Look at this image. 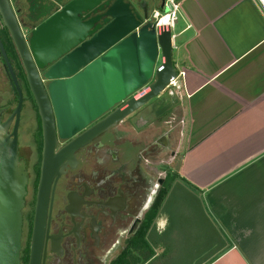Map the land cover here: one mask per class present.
Masks as SVG:
<instances>
[{
  "label": "water",
  "instance_id": "1",
  "mask_svg": "<svg viewBox=\"0 0 264 264\" xmlns=\"http://www.w3.org/2000/svg\"><path fill=\"white\" fill-rule=\"evenodd\" d=\"M0 18L42 118L43 179L58 138H75L65 149L73 153L151 106L179 74L173 30L157 27L137 0H0ZM0 53L19 99L5 123L0 110V264H21L28 184L18 154L24 95L1 36Z\"/></svg>",
  "mask_w": 264,
  "mask_h": 264
},
{
  "label": "crops",
  "instance_id": "2",
  "mask_svg": "<svg viewBox=\"0 0 264 264\" xmlns=\"http://www.w3.org/2000/svg\"><path fill=\"white\" fill-rule=\"evenodd\" d=\"M180 18L174 60L184 76L170 97L183 112L175 186L202 202L215 236L184 237L193 244L190 253L198 251L191 264H264V6L260 0H183ZM159 108L147 110L160 120ZM174 190L149 241L155 259L149 263L144 254L145 264L180 260L182 230L164 238Z\"/></svg>",
  "mask_w": 264,
  "mask_h": 264
},
{
  "label": "flooded vegetation",
  "instance_id": "3",
  "mask_svg": "<svg viewBox=\"0 0 264 264\" xmlns=\"http://www.w3.org/2000/svg\"><path fill=\"white\" fill-rule=\"evenodd\" d=\"M137 2L152 14L150 0ZM0 36L6 51L16 53L11 61L24 95L18 154L25 164L28 184L21 264H145L144 254L152 263L155 254L149 241L157 230L160 197L171 178V172L161 174L158 167L175 155L171 133L159 134L153 130V122L139 124L137 118L124 120L73 153L65 149L75 138H58L43 179L45 142L39 108L16 45L1 24ZM0 61L4 66L1 53ZM11 87L17 103L0 107L2 123L12 117L19 104ZM16 123L17 116L9 133L14 132ZM120 126L136 132L139 140L131 141L130 134L119 133ZM25 130L28 135L23 139Z\"/></svg>",
  "mask_w": 264,
  "mask_h": 264
},
{
  "label": "rangeland",
  "instance_id": "4",
  "mask_svg": "<svg viewBox=\"0 0 264 264\" xmlns=\"http://www.w3.org/2000/svg\"><path fill=\"white\" fill-rule=\"evenodd\" d=\"M153 4V9L159 8V2H155L153 0H150ZM3 25L2 21L0 23ZM176 29L174 30L176 34H179L182 30L183 22L179 16V19L176 24ZM185 35L179 36L178 43H181L184 41ZM177 51V50H176ZM181 79V78H180ZM142 94V92H141ZM169 92H166L161 98H158L154 100L153 104L151 106H148V108H145V110H142L132 117L128 118V121H135L137 118L142 117L147 122H157V117L149 114L147 109H154L156 110L157 107L161 110L160 113V120H158L160 123L159 125L161 128L158 131L159 134H163L165 132H170V141L173 142V147H171V150H175V153L177 154V146H178V138L180 137L179 127L182 128V111H180V108L177 109V111L174 110L175 102L173 103L172 99L170 98ZM17 103V97L11 87L10 81L8 79L7 73L4 69L3 62L0 61V107L7 106V105H15ZM180 103V101H179ZM173 107V110H172ZM178 107V106H177ZM171 111H169V110ZM147 111V112H144ZM174 112V113H173ZM179 113V115H178ZM24 114H26L24 112ZM179 118H181V121ZM146 122V123H147ZM153 127V126H152ZM154 129L156 128L153 127ZM180 128V129H181ZM120 129H124L123 131ZM126 129V130H125ZM129 130V129H128ZM127 128H124L122 126L119 127V133H126L130 134V140L132 139L139 140L138 136L136 135V132L134 131H128ZM178 130V131H177ZM177 131V132H176ZM26 134L28 135V130L24 131L23 139H26ZM127 134V135H128ZM129 137V136H128ZM132 138V139H131ZM127 150H130V147L127 146ZM171 152V151H170ZM168 152V154L170 153ZM175 156V155H174ZM172 156V159H170L168 162H162V164L158 167L159 173L166 175L167 172H171V178L168 183V193L165 195L163 200L161 201L160 206L164 203L166 199L169 197V193L172 192V189H175L173 194L169 198V211H168V220H170L171 228L169 231L164 235V238L170 239L172 236V233H174L175 229L179 228L182 230L183 233H178V237L181 239V243H179V249L178 253H180V260H172V261H166L165 264H191L193 260L191 259L192 256L197 255V250L193 248L192 254L190 251L192 250L193 244L187 243L184 239V237H190L191 239L195 240H201L206 239L204 238L205 235H209L211 239L215 236L212 233L213 230L209 228V226L206 224L205 219L203 217L202 212V202L196 197L193 198L190 194H188L185 190H182V188H179L176 184V163L179 161V158H174ZM168 158V157H167ZM177 160V161H176ZM163 175V176H164ZM187 243V247L183 244ZM197 243V242H196ZM206 244H203V247ZM202 246V245H201ZM210 246V245H209Z\"/></svg>",
  "mask_w": 264,
  "mask_h": 264
},
{
  "label": "built area",
  "instance_id": "5",
  "mask_svg": "<svg viewBox=\"0 0 264 264\" xmlns=\"http://www.w3.org/2000/svg\"><path fill=\"white\" fill-rule=\"evenodd\" d=\"M183 0H163V6H159V8L154 9L151 18L154 24L157 27L168 26L172 30H174L175 25L179 19L181 14V5ZM261 4L264 6V0H260ZM175 38V35H173ZM184 76V72H180L176 79H173L167 89L170 96H176L181 89L180 78Z\"/></svg>",
  "mask_w": 264,
  "mask_h": 264
},
{
  "label": "trees",
  "instance_id": "6",
  "mask_svg": "<svg viewBox=\"0 0 264 264\" xmlns=\"http://www.w3.org/2000/svg\"><path fill=\"white\" fill-rule=\"evenodd\" d=\"M9 53V55H10V57H11V60H14V59H16V53L15 52H8ZM20 69H21V67H19ZM168 193V189L166 188L164 191H163V193H162V195H161V197H160V200H159V206H160V204H161V201L163 200V198L165 197V195ZM145 257H146V255H145ZM148 257V256H147Z\"/></svg>",
  "mask_w": 264,
  "mask_h": 264
}]
</instances>
